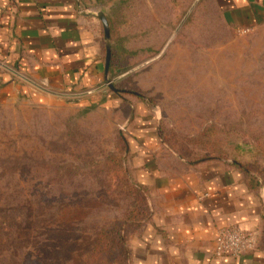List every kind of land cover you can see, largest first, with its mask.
<instances>
[{
    "label": "rangeland",
    "instance_id": "1",
    "mask_svg": "<svg viewBox=\"0 0 264 264\" xmlns=\"http://www.w3.org/2000/svg\"><path fill=\"white\" fill-rule=\"evenodd\" d=\"M194 1L114 0L105 15L120 71L108 79L156 57ZM11 78L23 88L0 103V264H112L86 256L135 208L119 172L125 108L107 87L71 103ZM114 87L154 104L178 155L236 161L264 197V21L233 29L199 0L164 54Z\"/></svg>",
    "mask_w": 264,
    "mask_h": 264
},
{
    "label": "crops",
    "instance_id": "2",
    "mask_svg": "<svg viewBox=\"0 0 264 264\" xmlns=\"http://www.w3.org/2000/svg\"><path fill=\"white\" fill-rule=\"evenodd\" d=\"M113 1L0 0V62L52 92L94 89L105 78L107 44L97 14L106 18ZM210 1L230 28L264 21V0ZM22 88L0 73V103L19 99ZM153 105L131 101L119 129L127 168L145 189L149 211L138 229L126 233L128 264H264L262 190L224 161L190 163L169 149ZM231 226L258 231V248L237 258L214 257L217 230Z\"/></svg>",
    "mask_w": 264,
    "mask_h": 264
},
{
    "label": "trees",
    "instance_id": "3",
    "mask_svg": "<svg viewBox=\"0 0 264 264\" xmlns=\"http://www.w3.org/2000/svg\"><path fill=\"white\" fill-rule=\"evenodd\" d=\"M106 21H107V25L109 28V42H110V52H111V59H110V63H109V74H113L116 73L117 71H120V67H118V64L115 62V52L112 46V36H111V26H110V22L109 19L106 16ZM12 68H16L15 65ZM115 92L114 95L116 97L117 100V104L119 107L125 108L124 111L125 113L128 115L130 112V104H131V100L123 98L122 95H128L129 92L126 89H122L119 87H114ZM135 99L136 101H146L147 103H150L147 99H145L142 95L139 94H134V93H130ZM124 105V107H123ZM119 136V141L122 146V155H120L121 159H119L120 161L123 158V155L126 152V140L123 136V133L119 132L118 134ZM160 135H161V140L162 142L169 148L170 146L168 145V142L166 140L165 134L161 132L160 130ZM205 135H201L200 137H203ZM172 150V149H171ZM174 151V150H173ZM175 152V151H174ZM182 157V156H180ZM183 159H185L184 157H182ZM221 161L220 159H213V158H201L198 160H193V161H188L190 163H194V162H214V161ZM228 165L236 167L238 170L241 171V173L245 176L247 175V171H245L238 162L234 161V163H229ZM119 172L121 174V176L124 179V184H125V188L128 192L129 195L134 196V201H133V206L135 207L132 212L129 214L128 217H126V219L119 225H114L111 226L110 229L102 231L100 233L97 234L96 236V242H95V246L93 247V249L90 250V252L87 253L88 257V262L92 259L94 260L96 258V256L101 257L103 255L108 257V256H114L115 255V259H112V264L116 263L118 261L119 264H128V260H129V252L127 249V245H126V232L128 230H135L138 229L141 224H143L149 217V211L146 208V191L143 187H141L140 185L136 184L131 176V173L129 171V169L127 168V166L122 165L119 169ZM136 196V198H135ZM108 246V248H107ZM114 246V247H113ZM113 247V248H112ZM107 248V250L105 251V249ZM116 250V251H115ZM116 261V262H115Z\"/></svg>",
    "mask_w": 264,
    "mask_h": 264
},
{
    "label": "water",
    "instance_id": "4",
    "mask_svg": "<svg viewBox=\"0 0 264 264\" xmlns=\"http://www.w3.org/2000/svg\"><path fill=\"white\" fill-rule=\"evenodd\" d=\"M199 2V0H195L192 5L190 6V8L188 9V11L186 12L184 18L182 19V21L179 23V25L176 27V29L174 30L173 34L170 36V38L168 39V41L166 42V44L164 45V47L161 49L160 53L152 58L149 59L131 69H129L128 71L114 77L113 79L109 80L108 76H109V63H110V59H111V52H110V44H109V28L107 25V21L106 18L104 17V15L102 13H98L97 14V18L100 20L101 24H102V28H103V36L104 39L106 40L107 44L105 45V57H104V74H105V84H102L92 90L89 91H85V92H81V93H69V94H65V93H56V92H52L47 90L46 88H44L43 86H40L36 83H34L33 81H31L30 79H28L27 77L21 75L16 69H13L11 67H9L8 65H5L3 63L0 62V68L3 69L4 71H6L7 73H9L10 75L22 80L23 82L27 83L28 85H30L32 88L39 90L43 93H46L48 95L54 96V97H59V98H63L66 99L68 102H76L78 101L80 98L83 97H87L90 96L92 94H95L97 92L102 91L103 89H105V87H107L108 89H110L112 92H115V89L113 88V84L118 82L120 79L134 73L137 72L138 70L146 67L147 65H149L150 63L154 62L155 60H157L158 58H160L164 52L166 51V49L168 48V46L170 45V43L172 42L174 36L176 35V33L179 31V29L181 28V26L183 25V23L185 22V20L187 19V17L189 16V14L192 12V10L195 8V6L197 5V3Z\"/></svg>",
    "mask_w": 264,
    "mask_h": 264
},
{
    "label": "built area",
    "instance_id": "5",
    "mask_svg": "<svg viewBox=\"0 0 264 264\" xmlns=\"http://www.w3.org/2000/svg\"><path fill=\"white\" fill-rule=\"evenodd\" d=\"M260 233L243 231L235 226L218 229L213 243L216 258H237L258 248Z\"/></svg>",
    "mask_w": 264,
    "mask_h": 264
}]
</instances>
